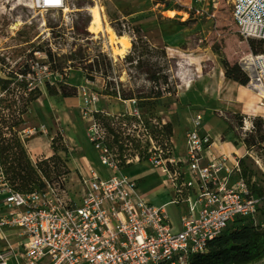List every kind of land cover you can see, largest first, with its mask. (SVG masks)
<instances>
[{
    "label": "rangeland",
    "instance_id": "1",
    "mask_svg": "<svg viewBox=\"0 0 264 264\" xmlns=\"http://www.w3.org/2000/svg\"><path fill=\"white\" fill-rule=\"evenodd\" d=\"M221 3L222 0L215 6L212 0L202 3L193 0L186 6L171 0H96L102 9L104 24L116 37L121 34L131 42V29L139 28L151 45L164 47L166 53L171 54H167L169 75L176 82L177 92L165 95L150 112L146 109L152 123L158 120L172 126L173 144L180 153L188 121L194 113L200 112L203 131L212 136L220 135L219 153L246 155L244 175L260 201L256 220L251 222L263 225L264 154L257 145L249 148L245 143V147L242 146L238 121L251 74L247 63L250 46L237 32L229 7ZM72 6L77 11L64 17L62 12H39L32 8L30 0H0V79L15 77L7 93L0 86V118L11 121L23 105L17 82H26L30 88L37 86L41 97L28 106L22 117L23 124L14 131L35 167L38 160L49 155L51 140L59 139L58 147L67 149L61 158L60 171L62 174L70 171L65 173L70 185L91 169L104 176L108 174L89 139V124L83 118L85 101L88 109L108 113L106 115L128 114L125 104L102 95L104 81L101 77L89 82L80 69H74L78 67L76 62L70 61L71 53L79 46H88L92 51L102 49L119 65L118 71L110 77L124 84L130 80L128 66L123 64L128 52L123 57L115 55L104 32L89 31L92 21L89 10L94 4L74 0ZM48 51L56 56L55 71L48 63ZM142 82L143 78L139 80ZM59 83L76 87L77 95L71 98L49 96L47 85L58 86ZM146 110L142 112L147 116ZM3 131L9 135L7 128ZM262 135L263 129L245 139L258 142ZM32 146L36 154L30 151ZM128 170L131 177L140 178L139 194L145 200L155 205L170 201L171 193L164 190L158 171L150 163H135ZM52 177L55 178V174ZM167 209L174 219L175 209ZM4 235L12 241V232ZM256 264H264V260Z\"/></svg>",
    "mask_w": 264,
    "mask_h": 264
},
{
    "label": "built area",
    "instance_id": "2",
    "mask_svg": "<svg viewBox=\"0 0 264 264\" xmlns=\"http://www.w3.org/2000/svg\"><path fill=\"white\" fill-rule=\"evenodd\" d=\"M72 1L30 0L33 9L64 17L77 11ZM86 1L96 5V0ZM212 2L219 6L220 0ZM225 5L240 36L263 48L258 54L250 50L247 57L251 74L239 126L245 147L255 122L264 129V0H225ZM130 102L128 115L135 120L128 132L145 159L133 152L124 164L150 163L171 193L170 201L155 205L139 194L140 178L131 177L129 168H121L118 156L105 147L104 131L94 119L98 111L88 109L85 101L89 139L107 176L91 169L71 185L65 174L53 182L41 178L43 186L21 193L0 169V264H188L236 220H256L260 201L241 169L246 155L217 152L220 135L203 131L200 112L188 121L183 152H176L172 138L161 146L136 102ZM167 207L175 209L174 219Z\"/></svg>",
    "mask_w": 264,
    "mask_h": 264
},
{
    "label": "trees",
    "instance_id": "3",
    "mask_svg": "<svg viewBox=\"0 0 264 264\" xmlns=\"http://www.w3.org/2000/svg\"><path fill=\"white\" fill-rule=\"evenodd\" d=\"M221 4L225 5V0H222ZM131 31V37H133L131 47L123 59V64L128 66L130 77L126 84L110 77L118 71L119 65L113 63L109 55L102 52V49L92 51L88 46H79L71 53L70 61L77 63L78 68L74 66V69H80L87 81L94 82L96 77L103 79L102 95L123 102L134 100L138 109L141 111L147 109L150 112L157 101L165 95L176 94V82L169 75L170 61L166 48L151 45L141 35L139 28L131 29ZM118 37H121V34H118ZM247 42L253 54H258L263 50L260 42L254 40ZM46 57L51 69L55 71L56 56L48 51ZM141 78H143V82L139 83ZM14 79L15 77L0 79L2 91L7 93ZM16 86L22 93L23 105L18 110L17 116L12 117L11 121L8 122L6 117L0 118V169L3 170L6 179L17 191L30 193L35 187L43 186L41 178L47 182H53L52 174H55L56 177L62 175L60 169L63 163L58 152L67 153V149L64 146L58 147L59 139L54 137L50 145L53 155L37 162L36 167L31 164L14 129L23 124L22 117L26 114L28 106L37 101L42 93L37 86L30 88L23 81L17 82ZM46 90L51 97L71 98L77 95L76 87L62 83H59L58 86L48 84ZM147 110V116L142 112L143 119L153 138L161 146L168 144L173 137L172 126L169 123L163 124L156 119V123H152ZM94 119L104 131L105 147L118 156L121 168L132 167L131 164L125 165L124 162L128 156L133 155V152H139L140 161L145 159L144 153L142 154L140 151L139 142L127 131L135 118L128 114L110 116L98 111L94 113ZM238 121L241 126L242 118L240 116ZM254 127L253 133H259L263 129L261 122H255ZM4 128L9 130L8 136L4 133ZM248 135L250 138V134ZM244 142L249 148L257 145L264 154V135L258 142H254V139H245ZM241 169L249 184V180L244 175L243 162ZM65 173L68 174L70 171ZM250 187L253 193V187ZM262 260H264V224L263 226L254 225L250 220H236L223 234L208 243L205 253L194 255L188 264H256Z\"/></svg>",
    "mask_w": 264,
    "mask_h": 264
},
{
    "label": "bare ground",
    "instance_id": "4",
    "mask_svg": "<svg viewBox=\"0 0 264 264\" xmlns=\"http://www.w3.org/2000/svg\"><path fill=\"white\" fill-rule=\"evenodd\" d=\"M89 12L92 18L89 31L92 33H99L101 31L104 32L107 35L110 47L114 50L115 55L123 57L126 54L127 49L130 47L129 39L124 36L116 37L113 31L104 24L101 13L102 9L98 4L94 5ZM167 54L169 56L171 55L169 52H167ZM30 151L33 154H36L35 146H32Z\"/></svg>",
    "mask_w": 264,
    "mask_h": 264
},
{
    "label": "crops",
    "instance_id": "5",
    "mask_svg": "<svg viewBox=\"0 0 264 264\" xmlns=\"http://www.w3.org/2000/svg\"><path fill=\"white\" fill-rule=\"evenodd\" d=\"M171 1H173V2H175L176 4H183V5H186V6H188V5H190L191 4V2L193 1V0H171ZM195 1V0H194ZM202 1L204 2V0H200V2L199 3H202ZM130 47H131V42H130ZM130 47L128 48V49H130ZM127 49V52L129 51ZM115 100V99H114ZM118 101H120V100H118ZM120 102H122L123 104H125L124 106H125V109H126V111L128 112V114H130L131 113V111H132V105H131V102L129 101V102H123V101H120ZM105 114H108V113H105ZM173 138V137H172ZM172 142H173V139H172ZM216 151L218 152V147L216 148ZM48 152H49V155H45V157L46 158H48L49 156H51V155H53V151H52V149L49 147L48 148ZM66 153H64V152H58V155L61 157V158H63L64 157V155H65ZM37 160L35 159V162H36ZM130 169V168H129ZM129 171V170H128ZM97 172V171H96ZM99 173V172H98ZM85 174H86V172H85ZM84 174V175H85Z\"/></svg>",
    "mask_w": 264,
    "mask_h": 264
}]
</instances>
